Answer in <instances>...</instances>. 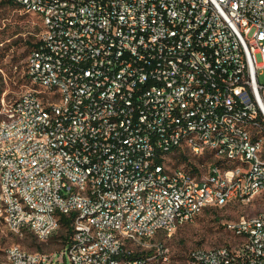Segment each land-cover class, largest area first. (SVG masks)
Wrapping results in <instances>:
<instances>
[{
    "label": "built area",
    "instance_id": "2783aa9c",
    "mask_svg": "<svg viewBox=\"0 0 264 264\" xmlns=\"http://www.w3.org/2000/svg\"><path fill=\"white\" fill-rule=\"evenodd\" d=\"M38 16L31 86L0 99V219L58 252L0 264H153L198 213L264 195V0H12ZM212 160L170 165L187 151ZM189 264H264V208Z\"/></svg>",
    "mask_w": 264,
    "mask_h": 264
},
{
    "label": "rangeland",
    "instance_id": "374dc122",
    "mask_svg": "<svg viewBox=\"0 0 264 264\" xmlns=\"http://www.w3.org/2000/svg\"><path fill=\"white\" fill-rule=\"evenodd\" d=\"M41 30L42 24L37 15L24 11L17 5L0 3V99L4 97L5 101L12 100L23 89L31 86L24 73L25 61L32 49L29 44L38 41ZM188 159L201 162L212 160L208 151L202 158H192L187 150L172 154L170 165L185 166ZM263 208L264 195L259 194L248 202L233 201L223 206H211L192 220L178 225L170 235L159 231L151 242L163 245L166 260L158 256L153 264H189V255L196 248L234 243L235 236L226 227L227 223L241 215L255 214ZM65 233L66 229L58 226L42 241L28 229L20 232L11 230L0 219V257L12 245H18L27 251L54 254L62 247L64 240L61 235Z\"/></svg>",
    "mask_w": 264,
    "mask_h": 264
},
{
    "label": "trees",
    "instance_id": "16d2710c",
    "mask_svg": "<svg viewBox=\"0 0 264 264\" xmlns=\"http://www.w3.org/2000/svg\"><path fill=\"white\" fill-rule=\"evenodd\" d=\"M0 3L3 4V5H11V6L17 5V6L20 7V5H18L16 2H14L12 0H0ZM36 43L37 42L30 43L29 45L33 49L35 47ZM70 221H71L70 216L63 215V214L60 215V218H59V226L66 229V233L64 235H61L62 236V239L64 240V242L69 238V236L71 234Z\"/></svg>",
    "mask_w": 264,
    "mask_h": 264
}]
</instances>
